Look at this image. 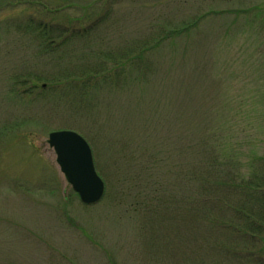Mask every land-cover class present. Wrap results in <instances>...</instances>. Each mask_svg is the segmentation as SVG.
Here are the masks:
<instances>
[{
  "label": "rangeland",
  "instance_id": "obj_1",
  "mask_svg": "<svg viewBox=\"0 0 264 264\" xmlns=\"http://www.w3.org/2000/svg\"><path fill=\"white\" fill-rule=\"evenodd\" d=\"M13 1L0 0V264H264V241L227 227L226 209H137L127 194L136 190L119 174L129 153L121 145L162 143L173 160L187 162L193 139L214 128L239 181L264 171V0H118L114 17L92 33L72 28L94 14L75 21L62 12L44 19L72 31L52 52L33 30L10 28L28 18L24 7H2ZM195 20L187 33L144 51L140 71L128 66L127 83L117 87L86 98L76 83L43 80L96 67L90 50L135 56L160 29ZM60 129L92 150L105 186L93 205L81 203L47 144ZM167 177L172 192H184L179 176Z\"/></svg>",
  "mask_w": 264,
  "mask_h": 264
},
{
  "label": "trees",
  "instance_id": "obj_2",
  "mask_svg": "<svg viewBox=\"0 0 264 264\" xmlns=\"http://www.w3.org/2000/svg\"><path fill=\"white\" fill-rule=\"evenodd\" d=\"M13 2L12 5L5 4L2 7H24L28 18L25 17L26 22L21 21L10 28L14 27V31L16 29L21 33L26 29L30 34L35 32L34 36L42 40V49L49 52H52L54 47L57 50L64 47L65 41L68 39L65 33L69 34L72 31L69 30L70 26L62 27L57 24L55 27L53 23H47L44 19L71 11L76 14L74 20L78 21L82 16H86L85 14L91 13L94 15L87 16H91L87 26H81L79 29L72 28V30L92 33L97 28L96 23L101 20L107 22L114 17L115 7L118 4V0H90V2L63 0V3L57 6H50L44 0H14ZM94 10L97 12L96 14ZM197 22L195 20L176 29H160L161 36H156L151 43L148 40L144 42L135 56L129 58H126V52L116 54L113 51L114 48L98 53L90 50L100 58L94 59L90 63L93 66L99 61L96 67L80 68L74 75H67L64 73L65 70L62 74H55L51 78L49 76L52 74H46L47 77H43V80L52 83L56 78L55 83L61 84V87L76 83L83 86V94L89 98L103 88L117 87L119 83H127L126 78L130 74L129 71L135 70L136 74L142 68L141 56L144 51L160 45L171 37L187 33L195 27ZM45 24L48 26L46 27ZM61 35L66 37L54 45L53 38H58ZM120 47L122 48L121 52L127 51L128 47L126 48L125 45L122 44ZM128 66L131 69L125 71ZM58 72H62V69H58ZM142 76L141 78H144L145 75ZM215 131H217L216 128L210 132L203 131L193 139L188 146L191 156L187 162L180 159L173 160L162 143L152 147L143 146V143L133 140L129 144L121 145L119 148L128 149L129 153L126 156L127 164H123L119 174L131 189L136 190V194L128 192L127 194L132 195L131 202L137 209L143 208L142 206L145 204L156 207H177L176 212L180 208L197 209L205 205L226 209L231 213V217L228 219L230 221L225 222L227 227L235 228L239 234L261 238L264 241V171L256 170L253 176L247 178L248 181H239L238 168L234 159L227 156L228 162L223 161L222 136ZM171 173L179 176L183 181L184 192H172L167 183H171L167 177ZM129 190L128 188L124 189V191ZM186 190L191 191V196L185 193ZM143 198H149L148 202L145 203ZM237 222L238 224H236Z\"/></svg>",
  "mask_w": 264,
  "mask_h": 264
},
{
  "label": "water",
  "instance_id": "obj_3",
  "mask_svg": "<svg viewBox=\"0 0 264 264\" xmlns=\"http://www.w3.org/2000/svg\"><path fill=\"white\" fill-rule=\"evenodd\" d=\"M47 144L55 153V161L66 182L83 204L97 203L104 193V183L97 174L92 152L85 139L72 130L48 134Z\"/></svg>",
  "mask_w": 264,
  "mask_h": 264
}]
</instances>
